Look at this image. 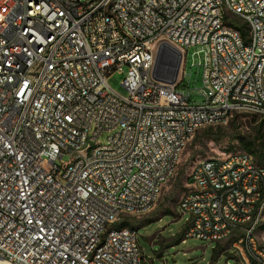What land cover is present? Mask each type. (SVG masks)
<instances>
[{"label":"built area","instance_id":"2783aa9c","mask_svg":"<svg viewBox=\"0 0 264 264\" xmlns=\"http://www.w3.org/2000/svg\"><path fill=\"white\" fill-rule=\"evenodd\" d=\"M161 44L181 54L173 84L153 78ZM193 47L201 103L178 88ZM235 102L264 117V0H0V260L153 264L137 230L108 228L120 210L149 213L187 132L232 117ZM190 189L175 210L189 217L184 239H231L236 264H264V170L244 152L206 159Z\"/></svg>","mask_w":264,"mask_h":264},{"label":"rangeland","instance_id":"374dc122","mask_svg":"<svg viewBox=\"0 0 264 264\" xmlns=\"http://www.w3.org/2000/svg\"><path fill=\"white\" fill-rule=\"evenodd\" d=\"M195 51V47L187 51L183 66L186 75L178 88L190 89L193 101L201 103L199 92L202 89V68L198 66L199 58L194 54ZM122 80V75L113 73L107 77L106 83L117 95L125 97ZM206 129L203 127L198 130V140H193L192 137L186 145L173 177L164 183L151 211L141 217L124 216L127 217L125 221L137 229L139 246L153 264L237 263L231 256V239L220 243H204L195 238L178 241L186 230L189 217L185 215L177 218L175 210L183 194L190 190V173L197 164L210 158L222 159L230 154L243 153L238 140L240 138L256 139L257 144L264 146V117L238 112L227 121L214 125L211 131H205ZM105 138L106 135H103L97 142L103 144ZM166 211L169 213H165Z\"/></svg>","mask_w":264,"mask_h":264},{"label":"bare ground","instance_id":"6f19581e","mask_svg":"<svg viewBox=\"0 0 264 264\" xmlns=\"http://www.w3.org/2000/svg\"><path fill=\"white\" fill-rule=\"evenodd\" d=\"M223 18H226V21L220 22V29H230V25H234V13H230V10H223ZM241 35L243 36V38H246V44H253L251 23H244L243 25H241ZM23 38H31V31H23ZM235 111H237V113L251 111V102H235ZM229 118H231L230 114H223L222 121H220V124L227 121ZM214 125H218V124L212 123L211 120H204V123L195 126V130L188 131L187 134L185 135L184 141L182 142V152L197 130L203 127L214 126ZM245 154L250 156V159L252 160V163L255 164L256 168L260 170H264L263 164L261 165L257 163L256 160H254L250 154L248 153ZM226 158H235V153L226 156ZM204 162L205 160L197 164L192 169L190 173V181L196 179L198 169L200 168L201 165H204ZM224 163H225V158L217 159V166H224ZM170 178H168L166 182ZM195 197H196V189H190L188 192L183 194L180 201H187V198H195ZM177 210H179V203ZM124 216H132V210H120V217H124ZM258 217L260 221H264V210H258ZM123 223L124 222L112 224V226L108 228V237H117L118 234H122L123 232H132V229L123 226L122 225ZM0 264H15V262L10 259H3V261L0 260ZM19 264H31V261L28 260V258H19Z\"/></svg>","mask_w":264,"mask_h":264},{"label":"water","instance_id":"95a60500","mask_svg":"<svg viewBox=\"0 0 264 264\" xmlns=\"http://www.w3.org/2000/svg\"><path fill=\"white\" fill-rule=\"evenodd\" d=\"M181 61V54L167 44H161L156 54L153 78L161 83H175Z\"/></svg>","mask_w":264,"mask_h":264},{"label":"trees","instance_id":"16d2710c","mask_svg":"<svg viewBox=\"0 0 264 264\" xmlns=\"http://www.w3.org/2000/svg\"><path fill=\"white\" fill-rule=\"evenodd\" d=\"M233 122H234V120H233ZM261 126L262 125H260V127ZM206 128L207 129L205 131H211L213 129V126H208ZM217 128L219 129V127H217ZM197 132H198V130L194 133L193 140H198V138L200 137V136H197L198 135ZM207 134H209V133H207ZM262 138H264V136H262ZM238 140L240 142L242 150L245 153L250 154L253 157V159L256 160L257 163H259L261 165L262 164L264 165V146H261L260 144H257L256 143V139L248 140V139L240 138ZM165 213H169V212L166 211ZM122 225L125 226V227H129L131 229L137 230L136 228L131 226L127 221H125ZM183 240H184V234L182 235L181 238H179L178 241H183Z\"/></svg>","mask_w":264,"mask_h":264}]
</instances>
